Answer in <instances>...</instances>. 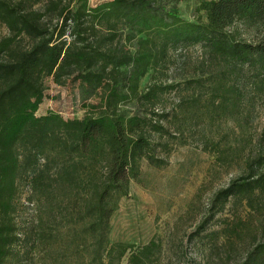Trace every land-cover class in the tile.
<instances>
[{
	"label": "trees",
	"instance_id": "obj_1",
	"mask_svg": "<svg viewBox=\"0 0 264 264\" xmlns=\"http://www.w3.org/2000/svg\"><path fill=\"white\" fill-rule=\"evenodd\" d=\"M170 3L0 0V25L9 31L0 39V264H157L156 237L114 242L112 220L131 184L142 181L144 163L167 166L198 127L200 146L218 163L244 156V174L214 202L264 204V130L257 142L254 97H246L255 91L264 98V0H198L195 21ZM238 22L255 25L258 39L231 31ZM196 46L202 74L159 81L174 54ZM48 76L77 87L83 117L38 114ZM170 92L181 96L168 110L161 105ZM228 119L237 121L242 141L214 137ZM21 181L37 212L24 228L15 220ZM244 264H264V242Z\"/></svg>",
	"mask_w": 264,
	"mask_h": 264
},
{
	"label": "rangeland",
	"instance_id": "obj_2",
	"mask_svg": "<svg viewBox=\"0 0 264 264\" xmlns=\"http://www.w3.org/2000/svg\"><path fill=\"white\" fill-rule=\"evenodd\" d=\"M102 1L89 0V3L96 5ZM174 3L183 18L196 20L198 0H171L170 4ZM231 31H238L241 38L248 41L257 40L260 32L255 25L243 22H238ZM7 35L8 29L0 25V39ZM203 57L199 46L177 52L159 81L170 84L182 81L186 76H199ZM150 82L151 73L141 80V90L144 91ZM44 84L46 99L38 114L61 110L68 120L83 117L81 96L74 84L61 87L51 76L44 79ZM180 96L181 93H167L161 107L169 110ZM248 96L254 97L250 121L251 132L258 142V135L264 130V98L258 97L255 91ZM216 133L214 137H223V140L229 134L227 141L234 144L242 141L245 135L237 121L231 119ZM203 139L198 127L197 131L187 135V145H179L173 150L167 166L155 168L144 163L142 181L131 184L129 196L122 200L113 217L112 241L142 245L156 237L162 243L157 264H244L255 246L264 242V204L254 210L238 199H230L223 208L214 202L217 192L244 174V156L236 152L229 163L220 164L214 154L202 149L200 140ZM31 196L29 185L21 181L15 199L18 228H24L35 218L37 212L30 201ZM246 227L253 233L245 234ZM38 263L37 259L23 262Z\"/></svg>",
	"mask_w": 264,
	"mask_h": 264
}]
</instances>
